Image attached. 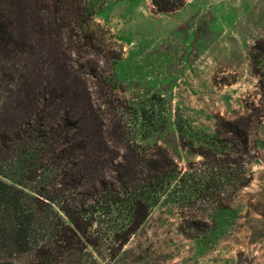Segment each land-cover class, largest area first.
Wrapping results in <instances>:
<instances>
[{
	"label": "trees",
	"instance_id": "1",
	"mask_svg": "<svg viewBox=\"0 0 264 264\" xmlns=\"http://www.w3.org/2000/svg\"><path fill=\"white\" fill-rule=\"evenodd\" d=\"M92 1L0 0V88H18L14 107L0 106V251L35 249L32 264H51L50 258L79 251L85 242L97 246L99 238L90 236L95 225L113 224L112 250L122 248L167 188L189 187L188 178L199 186L197 179L209 176L205 190L217 191L219 230L231 197L253 179L248 167L255 150L254 114L220 118L207 133L176 112L181 146L202 156L200 167L186 171L166 143L147 142L168 134L172 121L165 109L142 108L141 142L137 132L129 136L130 123L118 110L124 106H113V95L104 91L111 84L93 74L100 67L97 57H118L106 48L113 35L95 21ZM185 2L152 5L157 13L174 12ZM46 57L49 69H64L67 76L53 72L44 81ZM147 102L166 103L155 95ZM97 127L105 129L112 147L122 146L120 162L114 161L116 150L112 156L96 153L98 140H105ZM0 264L13 263L0 258Z\"/></svg>",
	"mask_w": 264,
	"mask_h": 264
},
{
	"label": "rangeland",
	"instance_id": "2",
	"mask_svg": "<svg viewBox=\"0 0 264 264\" xmlns=\"http://www.w3.org/2000/svg\"><path fill=\"white\" fill-rule=\"evenodd\" d=\"M92 4L95 21L113 35L106 48L118 57L106 62L97 57L100 67L93 74L111 84L104 91L113 95V106H124L118 110L130 123L125 129L129 136L137 132L141 142L142 108L165 109L162 113L172 121L168 134L147 142L166 143L186 171L200 167L202 156L181 146L174 131L176 112L207 133L220 118L254 114L255 150L248 167L253 179L231 197L229 216L219 230L217 191L205 190L209 176L197 179L199 186L188 178L189 187L167 188L122 248L112 250L117 246L110 236L113 224L95 225L90 236L99 238L97 246L85 242L79 251L50 258L51 264H264V0H186L183 10L161 13L152 0ZM44 60V81L53 72L67 76L64 69H49ZM90 79L95 81L91 74ZM1 85L0 106L6 102L13 108L18 88ZM154 95L163 96L165 105L152 107L147 100ZM104 131L97 127L96 134L105 140H98L96 153L112 156L116 150L114 161L120 162L122 146L112 147ZM0 258L32 264L37 256L35 249L21 252L11 246L0 251Z\"/></svg>",
	"mask_w": 264,
	"mask_h": 264
},
{
	"label": "crops",
	"instance_id": "3",
	"mask_svg": "<svg viewBox=\"0 0 264 264\" xmlns=\"http://www.w3.org/2000/svg\"><path fill=\"white\" fill-rule=\"evenodd\" d=\"M183 8H184V7H183ZM183 8H181L180 10H183ZM180 10H179V11H180Z\"/></svg>",
	"mask_w": 264,
	"mask_h": 264
}]
</instances>
